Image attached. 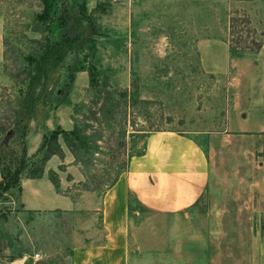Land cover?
Instances as JSON below:
<instances>
[{
  "label": "rangeland",
  "instance_id": "1",
  "mask_svg": "<svg viewBox=\"0 0 264 264\" xmlns=\"http://www.w3.org/2000/svg\"><path fill=\"white\" fill-rule=\"evenodd\" d=\"M56 2L85 4L89 37L52 65L57 12L0 0V155L25 166L0 197V264H71L99 243L103 193L156 130L192 136L209 177L183 213L139 207L130 264H264V0ZM43 134L60 148L34 173ZM51 193L73 207H39Z\"/></svg>",
  "mask_w": 264,
  "mask_h": 264
},
{
  "label": "crops",
  "instance_id": "2",
  "mask_svg": "<svg viewBox=\"0 0 264 264\" xmlns=\"http://www.w3.org/2000/svg\"><path fill=\"white\" fill-rule=\"evenodd\" d=\"M208 177L207 154L192 136L173 130L148 133L143 152L130 157L125 171L103 193L101 241L73 246L71 264H130L131 225L138 220L139 207L183 213L199 200ZM43 203L39 207H73L68 197L57 193Z\"/></svg>",
  "mask_w": 264,
  "mask_h": 264
},
{
  "label": "trees",
  "instance_id": "3",
  "mask_svg": "<svg viewBox=\"0 0 264 264\" xmlns=\"http://www.w3.org/2000/svg\"><path fill=\"white\" fill-rule=\"evenodd\" d=\"M43 12L48 16L50 13L57 12V25L59 27V39L53 40L52 44H49V37L46 36L45 46L42 51V55L45 57L42 60L47 59V63H52L55 65L58 61H62L65 55V51L71 49L78 43L84 42V39L89 36L86 34V30H83V20L88 18L86 14L85 4H82L77 9L71 5L64 4L63 7L57 8L56 0H43ZM64 38V39H63ZM50 45V46H49ZM42 56H40L41 59ZM40 62V61H39ZM35 69L39 74L41 72L40 65L35 66ZM72 130L70 133H73ZM59 134H64V140L69 141L66 135L69 134L64 130H60ZM58 134V135H59ZM10 135L7 132L3 139L0 140V143L4 141ZM52 142L55 143L53 146ZM60 143L58 142V136L52 137L51 140L47 142L45 134H43L42 141L37 149V152L33 154L35 164H38L37 169L33 170L34 173H39L42 171V168L45 162L54 155L60 148ZM56 147V148H54ZM26 150V149H25ZM10 160H13L10 158ZM0 161L3 163L2 168L0 169L1 179H0V197H2L6 192H9L12 188L16 187L20 189V179L25 171L24 163L21 160L16 161V164L11 168H6V162L2 155H0ZM32 173V170H29Z\"/></svg>",
  "mask_w": 264,
  "mask_h": 264
},
{
  "label": "built area",
  "instance_id": "4",
  "mask_svg": "<svg viewBox=\"0 0 264 264\" xmlns=\"http://www.w3.org/2000/svg\"><path fill=\"white\" fill-rule=\"evenodd\" d=\"M36 257H37L36 255L32 256V260L36 261V259H37ZM32 264H34V262Z\"/></svg>",
  "mask_w": 264,
  "mask_h": 264
}]
</instances>
